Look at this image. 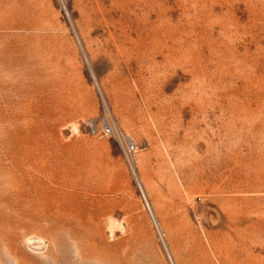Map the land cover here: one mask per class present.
<instances>
[{
    "label": "rangeland",
    "instance_id": "1",
    "mask_svg": "<svg viewBox=\"0 0 264 264\" xmlns=\"http://www.w3.org/2000/svg\"><path fill=\"white\" fill-rule=\"evenodd\" d=\"M0 264H264V0H0Z\"/></svg>",
    "mask_w": 264,
    "mask_h": 264
},
{
    "label": "built area",
    "instance_id": "2",
    "mask_svg": "<svg viewBox=\"0 0 264 264\" xmlns=\"http://www.w3.org/2000/svg\"><path fill=\"white\" fill-rule=\"evenodd\" d=\"M89 126L93 133L97 132L113 137L119 143L123 156L134 173V155L138 152L139 146L132 137L124 134L116 120L109 116H103L98 119L97 123L91 122Z\"/></svg>",
    "mask_w": 264,
    "mask_h": 264
}]
</instances>
